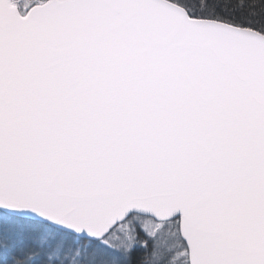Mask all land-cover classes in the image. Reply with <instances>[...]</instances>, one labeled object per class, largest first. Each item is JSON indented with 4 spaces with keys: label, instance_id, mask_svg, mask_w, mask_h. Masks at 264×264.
Listing matches in <instances>:
<instances>
[{
    "label": "snow or ice",
    "instance_id": "obj_1",
    "mask_svg": "<svg viewBox=\"0 0 264 264\" xmlns=\"http://www.w3.org/2000/svg\"><path fill=\"white\" fill-rule=\"evenodd\" d=\"M0 264H264V0H0Z\"/></svg>",
    "mask_w": 264,
    "mask_h": 264
}]
</instances>
